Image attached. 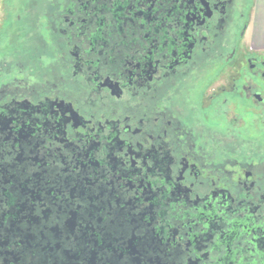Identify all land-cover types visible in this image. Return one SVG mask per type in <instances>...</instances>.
Segmentation results:
<instances>
[{
	"label": "flooded vegetation",
	"instance_id": "flooded-vegetation-1",
	"mask_svg": "<svg viewBox=\"0 0 264 264\" xmlns=\"http://www.w3.org/2000/svg\"><path fill=\"white\" fill-rule=\"evenodd\" d=\"M20 4L24 41L0 40V264H264L256 0Z\"/></svg>",
	"mask_w": 264,
	"mask_h": 264
},
{
	"label": "rangeland",
	"instance_id": "rangeland-1",
	"mask_svg": "<svg viewBox=\"0 0 264 264\" xmlns=\"http://www.w3.org/2000/svg\"><path fill=\"white\" fill-rule=\"evenodd\" d=\"M20 2L21 0H0V40L3 39L2 44H4L5 41H7L6 43H8L9 40L11 39V36H13L15 43L22 42L25 39V37L23 36L19 37L20 34L16 32L15 16H19L20 18H22L24 14L27 13L28 11L30 12V10L24 9V7L20 4ZM20 10H22V12H20ZM43 24H44V19L41 17V19L38 20L37 25L39 27V26H43ZM45 36L47 41L48 34L45 33ZM2 44H0V52L2 50L1 47ZM13 76L20 80L26 75L23 76L22 74H19L16 71L13 73ZM33 80H34L33 76L29 75V83H31Z\"/></svg>",
	"mask_w": 264,
	"mask_h": 264
},
{
	"label": "crops",
	"instance_id": "crops-1",
	"mask_svg": "<svg viewBox=\"0 0 264 264\" xmlns=\"http://www.w3.org/2000/svg\"><path fill=\"white\" fill-rule=\"evenodd\" d=\"M252 28L254 39L264 43V0H256Z\"/></svg>",
	"mask_w": 264,
	"mask_h": 264
}]
</instances>
